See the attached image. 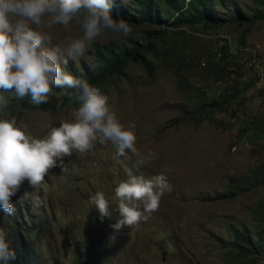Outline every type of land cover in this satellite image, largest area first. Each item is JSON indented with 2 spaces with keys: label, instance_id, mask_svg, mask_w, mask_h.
<instances>
[{
  "label": "rangeland",
  "instance_id": "obj_1",
  "mask_svg": "<svg viewBox=\"0 0 264 264\" xmlns=\"http://www.w3.org/2000/svg\"><path fill=\"white\" fill-rule=\"evenodd\" d=\"M213 8L222 18L219 24L172 25L170 17L162 24H130L128 37L108 31L93 42L146 43L148 30L159 31L152 41L156 51L147 55L149 65L130 63L126 78L113 76L96 85L122 123L135 122L138 152L157 156L137 165L138 156L130 151L121 156L112 141H98L66 157L64 170L50 169L38 193L25 181L12 198L19 204L13 216L19 223L35 222L39 231L30 236L43 264H72L75 246L88 232L100 248L105 246L102 264H264V251L242 252L221 241L233 240L232 225L264 233V218L254 217L264 185L230 199H202L228 189L230 176L264 167V18L248 21L236 9L245 16L264 13V0H213ZM49 34L53 45L63 48L80 31L73 22L68 28L56 25ZM69 62L95 65L92 46ZM54 96L53 110L26 109L17 115L0 107V118L14 119L28 135L43 138L49 124L72 119L79 106L59 93ZM195 100H220L223 107L212 109L211 119L199 124L175 121ZM160 173L171 191L161 197L158 210L147 221L115 230L117 184L133 175ZM97 191L110 202V218H101L88 203ZM34 195L42 206L32 205ZM13 216L0 211L6 234L15 226Z\"/></svg>",
  "mask_w": 264,
  "mask_h": 264
},
{
  "label": "clouds",
  "instance_id": "obj_2",
  "mask_svg": "<svg viewBox=\"0 0 264 264\" xmlns=\"http://www.w3.org/2000/svg\"><path fill=\"white\" fill-rule=\"evenodd\" d=\"M112 3L113 0H0V107L10 106L4 93H12L16 100L30 97V103L40 105L47 103L54 88L79 105L72 119L60 120L58 126L49 124L43 138L28 135L14 119L0 118V211L8 216L15 214L12 198L25 181L38 193L50 169L64 170L66 157L84 153L98 141H112L121 156L130 151L138 156L137 165L157 156L153 151L146 156L138 152L135 122L122 123L100 88L66 70L69 60L83 57L106 32L131 35V25L111 15ZM73 22L80 35L70 39L67 47L53 45L50 30L56 25L68 28ZM170 191L164 173L151 178L133 175L120 181L113 197L119 219L111 226L120 230L147 221L158 210L164 193ZM43 203L39 195L32 197L34 207ZM88 203L101 218H110V202L103 192L91 194ZM15 260L16 252L0 228V264Z\"/></svg>",
  "mask_w": 264,
  "mask_h": 264
},
{
  "label": "trees",
  "instance_id": "obj_3",
  "mask_svg": "<svg viewBox=\"0 0 264 264\" xmlns=\"http://www.w3.org/2000/svg\"><path fill=\"white\" fill-rule=\"evenodd\" d=\"M160 1L163 7L159 5ZM238 16L248 21L255 19H263L264 13L254 14L253 16H245L239 8ZM111 15L114 19H124L129 24L145 25V24H162L173 18L170 24L176 25L181 23L206 22L210 24H219L222 21L213 8V0H113ZM148 40L146 43H140L138 40H132L129 44L117 41H108L103 44H92V53L94 55L95 65H89L82 62L80 66H76L69 62L67 71L72 73L79 79L87 80L93 85L103 84L113 76L127 77L129 64L140 63L149 65L150 60L148 54L156 51V45L153 44L154 36L159 33L156 30H148ZM59 88H54L49 94L47 103L34 105L30 103V97L22 100H16L14 96H7L10 93H4L9 99L10 106L8 112L17 115L26 109H42L53 110L56 105V97L54 93H60ZM67 99L66 97H64ZM220 100H195L190 107L182 110V114L175 118V121H193L199 124L203 119H211L209 112L222 109ZM16 108L18 110H16ZM228 189L219 192L213 196L205 195L204 200L230 199L238 193L251 190L255 187L264 185V167L258 165L248 174L239 176H230L228 179ZM16 210H19V204L13 202ZM17 204V205H16ZM26 209V208H25ZM16 215V211L15 214ZM254 217L264 218V199L260 200L254 208ZM15 224L13 230L7 232V240L10 247L16 252V260L10 264H43L41 257L37 253L34 242L30 236L35 235L39 229L36 228L34 221L29 224L19 223L16 216H13ZM41 229V228H40ZM233 240H221L227 245L237 248L239 251L247 253H258L264 251V233L253 234L249 228L239 229L232 225ZM100 244L96 242L93 233H87L83 244L75 246L74 259L72 264H102ZM60 264V263H57Z\"/></svg>",
  "mask_w": 264,
  "mask_h": 264
}]
</instances>
